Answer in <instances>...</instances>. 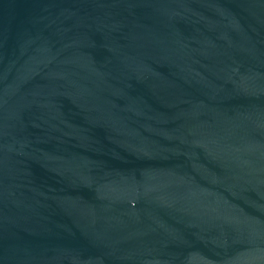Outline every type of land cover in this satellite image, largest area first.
Wrapping results in <instances>:
<instances>
[{
    "label": "water",
    "instance_id": "1",
    "mask_svg": "<svg viewBox=\"0 0 264 264\" xmlns=\"http://www.w3.org/2000/svg\"><path fill=\"white\" fill-rule=\"evenodd\" d=\"M0 264H264V0H0Z\"/></svg>",
    "mask_w": 264,
    "mask_h": 264
}]
</instances>
